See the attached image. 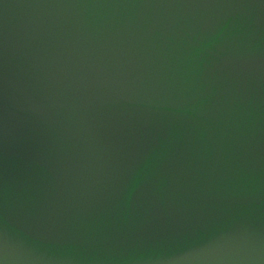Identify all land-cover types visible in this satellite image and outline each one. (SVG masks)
Here are the masks:
<instances>
[{
  "label": "water",
  "instance_id": "water-1",
  "mask_svg": "<svg viewBox=\"0 0 264 264\" xmlns=\"http://www.w3.org/2000/svg\"><path fill=\"white\" fill-rule=\"evenodd\" d=\"M0 264H264V0H0Z\"/></svg>",
  "mask_w": 264,
  "mask_h": 264
}]
</instances>
